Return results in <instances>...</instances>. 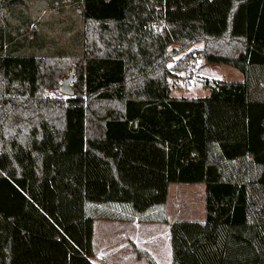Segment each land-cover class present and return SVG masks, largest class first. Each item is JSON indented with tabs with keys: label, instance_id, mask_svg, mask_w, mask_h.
I'll use <instances>...</instances> for the list:
<instances>
[{
	"label": "trees",
	"instance_id": "1",
	"mask_svg": "<svg viewBox=\"0 0 264 264\" xmlns=\"http://www.w3.org/2000/svg\"><path fill=\"white\" fill-rule=\"evenodd\" d=\"M196 56L244 80L173 97ZM173 184L205 185L204 221L169 220ZM135 219L172 264H264V0H0V264L14 229L94 264L95 222Z\"/></svg>",
	"mask_w": 264,
	"mask_h": 264
},
{
	"label": "crops",
	"instance_id": "2",
	"mask_svg": "<svg viewBox=\"0 0 264 264\" xmlns=\"http://www.w3.org/2000/svg\"><path fill=\"white\" fill-rule=\"evenodd\" d=\"M33 1L37 3L40 0ZM41 9L38 5H33L30 9L31 15H34L33 12H40ZM44 14L54 17L59 14V11L56 8H49L44 10L42 15ZM100 221L107 223L97 227L96 222ZM96 222L93 238L95 254L92 258L94 264H146L132 253L130 243L148 251L158 264H172L171 235L168 225L158 227L157 223H143L138 219L131 222L108 220ZM142 231L146 232L145 236ZM120 232H127L126 237L131 242L122 244L125 233L121 235ZM54 243L58 244L57 241H41L32 238L20 240L17 246L14 245L16 264H65V258L61 259L59 252L54 248ZM123 252L128 256V262L122 257Z\"/></svg>",
	"mask_w": 264,
	"mask_h": 264
},
{
	"label": "rangeland",
	"instance_id": "3",
	"mask_svg": "<svg viewBox=\"0 0 264 264\" xmlns=\"http://www.w3.org/2000/svg\"><path fill=\"white\" fill-rule=\"evenodd\" d=\"M47 18L48 22L51 21H68L67 18L60 14L50 17L48 14L44 15ZM43 18V21H45ZM72 20L76 17L72 16ZM55 30V29H54ZM58 32V31H57ZM56 30L55 33L57 34ZM177 46H171L170 50ZM203 47L202 43L195 44L190 47L186 52H190L194 49H201ZM185 53L180 54L178 57L184 56ZM200 57V56H198ZM199 78L194 82L189 80L184 76V72L179 74V77L171 80L172 86V96L175 98H205L211 94L210 83H230V82H242L244 80L243 74L230 66L227 65H215V64H204L199 68ZM70 71L68 72L66 78H69ZM64 80V79H63ZM62 80V81H63ZM62 81L60 86L56 89H46L45 93L50 96H67L64 95L61 91ZM205 185L203 184H173L169 189L168 202L165 210L166 216L170 221H204L205 220ZM107 222H96L98 227L100 224H106ZM113 224V223H111ZM158 227H166L165 224L157 223ZM121 235L125 232H120ZM142 234L145 236L146 232L142 231ZM127 232L125 233L124 238H122L121 243L127 244L131 242L130 239H127ZM30 240H41L34 236H26L20 230L14 229V245H18L20 240L24 239ZM121 240V239H120ZM170 241V240H169ZM51 242V241H50ZM55 250L59 252V255L62 260L66 259V250L65 248L58 243L53 244ZM157 256V255H156ZM122 257L128 262V256L123 252ZM158 257V256H157ZM134 259V258H133ZM159 259V257H158Z\"/></svg>",
	"mask_w": 264,
	"mask_h": 264
},
{
	"label": "built area",
	"instance_id": "4",
	"mask_svg": "<svg viewBox=\"0 0 264 264\" xmlns=\"http://www.w3.org/2000/svg\"><path fill=\"white\" fill-rule=\"evenodd\" d=\"M186 63L187 68L184 70V76L188 79L199 78V68L204 65L203 58L196 56L193 60Z\"/></svg>",
	"mask_w": 264,
	"mask_h": 264
},
{
	"label": "water",
	"instance_id": "5",
	"mask_svg": "<svg viewBox=\"0 0 264 264\" xmlns=\"http://www.w3.org/2000/svg\"><path fill=\"white\" fill-rule=\"evenodd\" d=\"M74 71L70 73L69 78H66L62 81L61 91L64 95L72 96L73 90H72V83L74 82ZM211 89H215L216 86L214 83L209 84Z\"/></svg>",
	"mask_w": 264,
	"mask_h": 264
}]
</instances>
